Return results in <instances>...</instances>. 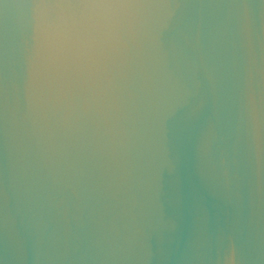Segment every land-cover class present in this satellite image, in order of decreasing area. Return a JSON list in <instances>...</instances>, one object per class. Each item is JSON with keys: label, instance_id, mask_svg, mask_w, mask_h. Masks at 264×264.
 Instances as JSON below:
<instances>
[{"label": "water", "instance_id": "water-1", "mask_svg": "<svg viewBox=\"0 0 264 264\" xmlns=\"http://www.w3.org/2000/svg\"><path fill=\"white\" fill-rule=\"evenodd\" d=\"M0 264H264V0H0Z\"/></svg>", "mask_w": 264, "mask_h": 264}]
</instances>
